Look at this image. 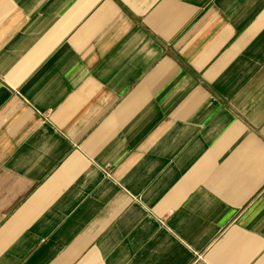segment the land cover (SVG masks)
Here are the masks:
<instances>
[{"label": "crops", "instance_id": "crops-1", "mask_svg": "<svg viewBox=\"0 0 264 264\" xmlns=\"http://www.w3.org/2000/svg\"><path fill=\"white\" fill-rule=\"evenodd\" d=\"M0 264H264V0H0Z\"/></svg>", "mask_w": 264, "mask_h": 264}]
</instances>
